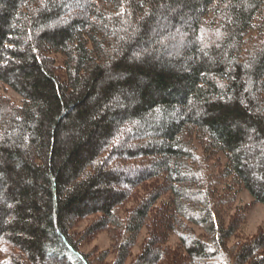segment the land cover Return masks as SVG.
<instances>
[{
  "label": "trees",
  "instance_id": "obj_1",
  "mask_svg": "<svg viewBox=\"0 0 264 264\" xmlns=\"http://www.w3.org/2000/svg\"><path fill=\"white\" fill-rule=\"evenodd\" d=\"M0 82L1 264H264V0H0Z\"/></svg>",
  "mask_w": 264,
  "mask_h": 264
},
{
  "label": "rangeland",
  "instance_id": "obj_2",
  "mask_svg": "<svg viewBox=\"0 0 264 264\" xmlns=\"http://www.w3.org/2000/svg\"><path fill=\"white\" fill-rule=\"evenodd\" d=\"M78 5H82V1L78 2ZM187 18L181 20L179 26L183 27V23ZM168 25V24H166ZM175 29V28H174ZM168 31V29H167ZM166 32V30H165ZM171 40L178 42L179 44L184 40V36L179 34V31L169 30ZM176 49V48H175ZM0 94L10 97L16 104L21 103V98L16 93H14L10 88L3 85L0 82ZM225 163L224 158L221 156V168ZM218 167L213 168V173H217ZM225 186L219 185L220 189ZM235 194H233V199L229 205L224 206L225 220L228 222L229 217L237 215L240 219L239 227L234 236L228 240V245H233L236 242H242L259 230H264V205L260 203L253 202L252 197L248 191L241 186L235 187ZM166 198V197H164ZM163 198V199H164ZM130 205V204H129ZM92 218L85 219L77 224L73 229L74 232H81L90 223ZM196 234H202V230L198 227H193ZM146 235V230H143L135 246L131 249V256L127 259V263L132 262L134 257L140 253L141 243ZM178 242V237L176 235H170L168 245L170 247H175ZM80 252L88 254L91 259H95L97 264H110L114 259V254L111 250V240L106 232H99L96 235L85 238L80 241L79 244ZM106 255V256H105ZM102 257V258H101ZM105 257V258H104ZM101 259V260H100ZM2 262V257H0V264ZM102 262V263H101Z\"/></svg>",
  "mask_w": 264,
  "mask_h": 264
}]
</instances>
